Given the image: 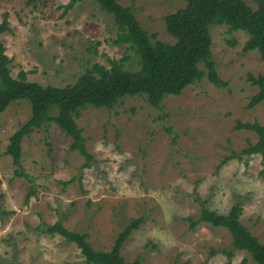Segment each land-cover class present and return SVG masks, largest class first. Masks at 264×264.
Here are the masks:
<instances>
[{
	"label": "rangeland",
	"instance_id": "rangeland-1",
	"mask_svg": "<svg viewBox=\"0 0 264 264\" xmlns=\"http://www.w3.org/2000/svg\"><path fill=\"white\" fill-rule=\"evenodd\" d=\"M69 1L0 0L11 75L24 71L29 82L65 87L87 68H108L124 56V69L137 70L134 54L114 44L112 17L92 0L66 10ZM244 2L256 9L254 0ZM118 3L131 7L157 40L175 42L163 19L185 0ZM210 33L212 59L227 88L203 78L179 96H166L158 109L143 96L124 97L112 109L86 107L76 123L92 156L87 168L53 123L23 138L14 166L5 150L31 118V105L18 100L0 113V264H87L75 243L47 229L61 224L87 234L94 250L108 252L137 218L143 223L120 250L127 262L255 264L247 252L232 250L226 229L191 228L188 220L199 215L196 199L221 215L238 205L241 224L264 244V160L241 154L257 136L233 129L237 121L264 126V103L246 107L258 91L247 76H264V59L257 51L242 52L244 32L228 35L225 26H214Z\"/></svg>",
	"mask_w": 264,
	"mask_h": 264
},
{
	"label": "trees",
	"instance_id": "trees-1",
	"mask_svg": "<svg viewBox=\"0 0 264 264\" xmlns=\"http://www.w3.org/2000/svg\"><path fill=\"white\" fill-rule=\"evenodd\" d=\"M37 1L43 0H28V3ZM83 1L70 0L65 9H71ZM92 1L112 17L117 29L114 44L126 46L127 52L134 54L137 70L124 69L123 62L128 59L124 56L120 61H109L108 68L98 64L87 68L74 84L65 87H43L29 82L24 71L13 77L11 60L5 55L6 49L1 39L3 33L9 32V25L6 19L0 23V113L18 100H27L31 105V118L10 137L5 150L14 166L18 167L20 163L23 138L44 124L53 123L71 139L69 149L85 157L87 162L83 166L87 168L92 156L76 123L86 107L112 109L124 97L143 96L152 108L158 109L166 96H179L184 89L203 78L217 88H227L212 59L210 32L214 26H225L228 35L244 32L247 39L242 52L257 51L264 59V0H254L256 9H252L244 0H185L184 8L163 19L166 32L175 40L174 43H165L157 40V35H150L141 27L133 9L120 5L118 0ZM247 79L258 89L246 106L251 109L264 103V76L254 78L248 75ZM52 111H55L53 116ZM233 129L254 133L257 141L239 152L243 155L260 154L264 160V126L258 122L237 121ZM21 175L25 176L23 173ZM196 201L200 212L197 219H188L191 228L204 223L226 229L231 236L232 250L245 251L255 264H264V244L241 224L238 205H234L226 215H221L209 210L205 202ZM142 223V218L131 219L108 252L94 250L86 241L87 234L70 231L61 224L53 225L47 232L57 233L75 243L87 264H140L138 258L127 262L120 250L132 231Z\"/></svg>",
	"mask_w": 264,
	"mask_h": 264
}]
</instances>
